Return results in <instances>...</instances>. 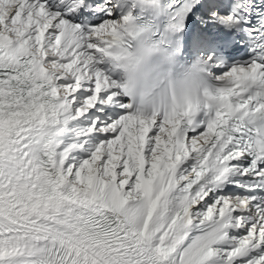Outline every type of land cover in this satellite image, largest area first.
<instances>
[{"label":"snow or ice","instance_id":"snow-or-ice-1","mask_svg":"<svg viewBox=\"0 0 264 264\" xmlns=\"http://www.w3.org/2000/svg\"><path fill=\"white\" fill-rule=\"evenodd\" d=\"M145 38L203 99L134 108ZM0 264H264V0H0Z\"/></svg>","mask_w":264,"mask_h":264},{"label":"clouds","instance_id":"clouds-1","mask_svg":"<svg viewBox=\"0 0 264 264\" xmlns=\"http://www.w3.org/2000/svg\"><path fill=\"white\" fill-rule=\"evenodd\" d=\"M149 48L151 41L146 38L134 41L130 58L119 67L120 81L135 109L150 114L203 99L205 86L193 61L178 55L166 59Z\"/></svg>","mask_w":264,"mask_h":264}]
</instances>
